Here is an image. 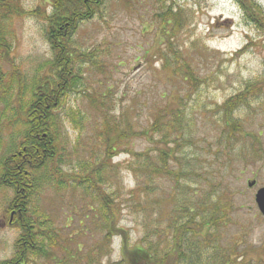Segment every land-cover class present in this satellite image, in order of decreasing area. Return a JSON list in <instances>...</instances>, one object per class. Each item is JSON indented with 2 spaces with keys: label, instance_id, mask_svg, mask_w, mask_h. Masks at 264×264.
<instances>
[{
  "label": "rangeland",
  "instance_id": "374dc122",
  "mask_svg": "<svg viewBox=\"0 0 264 264\" xmlns=\"http://www.w3.org/2000/svg\"><path fill=\"white\" fill-rule=\"evenodd\" d=\"M253 1L261 11V19L257 21L246 17L237 0H103L101 10L84 21L75 34L73 44L92 52L95 59L85 64L83 79L61 110V134L68 138L69 153L61 168L67 174L85 176L93 163L103 159L106 140L102 133L108 124L104 116L112 119L111 126L125 125L130 129L131 135L117 144L119 152L113 151L116 155L112 163L122 165L117 173L119 179L115 182L116 171L111 169L107 175L113 178L105 186L108 192L118 193L124 199L117 228L125 231L130 247L145 239L143 244L150 249L170 251L171 238L166 241L163 233L170 207L177 208L182 223L191 215V208L196 216L201 215L195 213L199 200L209 198V208H215V202L221 204L222 210L225 203L233 208L227 212L225 224L210 231L205 229V239L188 232L183 247L190 253L179 255L180 264H219L212 257L214 248L221 252L220 256L235 254L245 264H264V215L256 202V193L264 187V89L257 99L233 112L234 118L240 120V133L249 139L225 142L221 109L224 101L240 93L247 83L264 82V0ZM168 5H182L190 10L186 24L176 32L175 47L199 78L193 84L182 82L179 76L174 78L159 53L160 48H167L159 32L160 19ZM39 6L51 10V0H24L27 10ZM14 25L13 56L23 78L31 81L52 56L44 23L28 16L16 20ZM89 94L97 98L100 109L92 106ZM170 99L181 100L186 120L180 143L176 144L175 163L170 165L181 177L176 183V194L172 193L173 200L168 195L173 192L175 180L153 176L149 194L146 196L139 190L135 193L136 200L141 197L159 200V206L147 210L133 207L131 190L137 187V182L126 167L133 162L126 150L146 151L151 157L150 166H157V142L163 132L153 133L151 140H146L141 131ZM73 111L77 113L72 114ZM71 114L77 122L72 121ZM4 115L0 119V158L20 127L17 124L6 127L12 111ZM176 137L175 132L168 141ZM214 175L221 179L216 191L214 183L219 180ZM209 178L213 184L207 181ZM60 192L44 189L36 198L39 210L53 216V226L59 235L80 238L84 244L81 254L86 255L105 234L99 219L85 207L94 193H85L81 188L73 192L69 187ZM12 195V191L0 188V263L14 256L20 236V229L12 225L6 212ZM94 207H99V203ZM71 215L75 216L72 224L67 220ZM122 239V234L115 233L109 247L111 252L102 258V264L122 259Z\"/></svg>",
  "mask_w": 264,
  "mask_h": 264
},
{
  "label": "trees",
  "instance_id": "16d2710c",
  "mask_svg": "<svg viewBox=\"0 0 264 264\" xmlns=\"http://www.w3.org/2000/svg\"><path fill=\"white\" fill-rule=\"evenodd\" d=\"M102 1L51 0V10L41 6L27 10L24 8V0H0V119L5 116V113L12 111L6 127L14 124L20 126L17 129L18 135L11 138L5 153L0 158V188L13 193L6 212L11 218L12 225L20 229V236L16 241L14 256L0 264H102V258L111 252L109 247L115 233L123 235L122 259L108 264H180L179 255L190 253L183 247L189 237L188 232L205 239L207 236L205 229L210 231L214 227L225 224L227 212L233 208L225 203L226 209L222 210L219 202H215V208H209L211 200L202 198L197 205L198 210L195 211L202 214L196 216L194 208H191V215L185 219V222L180 223L177 208L171 206L163 229L166 235L164 239L167 241L170 237L172 241L170 251L161 253L156 247L150 249L143 244L145 239L138 246L127 245L128 237H125V231L120 227L117 228L124 208V199L118 193L108 192L105 186L113 178L107 175V171L115 170V182L119 179L117 173L122 165L113 164L112 160L116 155L115 152H119L117 144L126 140L131 135V131L125 125L111 126L112 119L106 116L104 121L108 124L102 133L104 141L106 140L103 159L99 163H93L85 176L74 172L67 174L68 172L62 170L61 165L65 155L68 157L69 153H67L68 138L61 134L63 128L61 110L70 94L76 91L79 82L83 79L85 64L95 59L92 52L82 51L75 46L73 38L81 24L101 10ZM237 3L248 19L251 21L261 19V11L254 1L237 0ZM187 13H190V10L182 5L165 6L160 19L162 26L159 33L165 40L167 48H160L159 53L164 59V67L172 70L174 78L179 76L182 77V82L193 84L199 78L175 47L176 32L189 19ZM28 16H35L44 23L45 36L52 52L51 58L46 61L42 69L37 70L31 81L23 78L24 74L13 56L16 43L14 23ZM263 89L264 82H249L240 93L224 101L221 109L225 123L223 130L226 131V143L239 138L240 140L250 138L240 133L241 123L239 119L234 118L233 112L239 106L247 105L251 99H257L255 97L262 94ZM89 97L92 106L100 109L97 98L92 94H89ZM180 101V99H170L160 106L155 119L141 131V135L146 140H151L153 133L163 132L161 139L157 142V166H150L151 157L146 151L138 153L133 149L126 150L133 158V162H129L126 167L137 182V187L131 190L132 198H134L133 207H142L147 210L152 206H159L157 204L159 200L151 201L150 198L144 200L142 197L136 200L138 195L135 194L143 190L147 196L148 185L152 177L157 175H164L175 180L173 192L168 194L172 195V200L174 199L172 193L176 194V183L181 177L175 168L170 169V165L175 163L173 160L176 156V144L180 143L179 137L186 123L185 114L181 112ZM101 105L104 106V102H101ZM75 113L77 112H72V114ZM72 114V121L77 122V118H74ZM175 132L176 139L169 142L168 138ZM1 133L2 128H0ZM171 143L174 144L173 147L169 146ZM134 159H137V162H134ZM214 178L218 179L217 175H214ZM218 180L214 183L215 191L221 179ZM207 181L213 184L210 178ZM68 187L73 192L81 188L85 193H94L91 203L85 207L89 212L91 211L94 218L99 219L101 227L105 230L100 241L92 246L86 255L81 254L84 244L80 238L77 240L70 234L59 235L53 226V216L41 212L37 203L36 198L44 189L61 193L62 189ZM96 202L99 203V207H94ZM203 205L206 206L205 210L202 209ZM208 211L211 213L207 214ZM85 215L90 217L89 214ZM68 219L72 224L75 216L71 215L67 217ZM74 234L76 233L72 235ZM214 250L213 260L219 261V264H245L235 254L220 256L221 252L217 248Z\"/></svg>",
  "mask_w": 264,
  "mask_h": 264
},
{
  "label": "water",
  "instance_id": "95a60500",
  "mask_svg": "<svg viewBox=\"0 0 264 264\" xmlns=\"http://www.w3.org/2000/svg\"><path fill=\"white\" fill-rule=\"evenodd\" d=\"M256 202L259 207V210L264 215V187L260 188L256 193Z\"/></svg>",
  "mask_w": 264,
  "mask_h": 264
}]
</instances>
